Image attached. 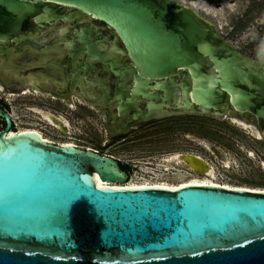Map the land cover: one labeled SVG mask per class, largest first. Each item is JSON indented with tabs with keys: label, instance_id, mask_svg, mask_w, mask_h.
Segmentation results:
<instances>
[{
	"label": "water",
	"instance_id": "95a60500",
	"mask_svg": "<svg viewBox=\"0 0 264 264\" xmlns=\"http://www.w3.org/2000/svg\"><path fill=\"white\" fill-rule=\"evenodd\" d=\"M7 57L17 70H0L5 93L24 90L37 67L61 68L66 91L35 88L97 110L110 139L155 119L239 117L264 153V34L253 60L179 0H0V62ZM0 118V264H264L263 192L96 186L127 181L118 161L11 133L9 115Z\"/></svg>",
	"mask_w": 264,
	"mask_h": 264
},
{
	"label": "rangeland",
	"instance_id": "374dc122",
	"mask_svg": "<svg viewBox=\"0 0 264 264\" xmlns=\"http://www.w3.org/2000/svg\"><path fill=\"white\" fill-rule=\"evenodd\" d=\"M207 1L217 5V0ZM231 2L233 11H230L223 2L220 3L224 25L222 37L233 42L239 52L255 60L264 34V24H257L264 14V0ZM55 60L54 56H45L39 61L57 66L59 63H55ZM0 70L8 76L15 74L17 69L14 58L7 57L4 62H0ZM39 77L42 80L47 79L44 74H40ZM36 86L41 87V82L37 81ZM36 91L37 94L13 98V102L7 101L6 93L3 91L0 92V100L5 102L8 111L18 119V122L37 125L41 133L51 141L61 143L69 140L82 149L90 148L101 155L120 160L130 167L131 178L142 175L136 167V162H141L140 167H151L146 164H155L156 160L165 154L192 152L213 164L222 178L231 185L264 188V174L258 164L264 157L259 159L256 155L259 154L256 143L246 133L240 132L223 119L197 115L183 116L163 122L142 124L129 135L109 139L106 137L102 118L85 102L73 98L75 100L71 106L56 97L57 100H53L50 94ZM23 92L24 90L20 93L15 91L9 93L20 95ZM151 95L157 96L154 92H151ZM34 107L65 118L69 123V131L40 121L39 116L32 112ZM205 144L215 146L220 153L231 155L239 167L231 170L222 169L219 157ZM246 150L253 151L254 158L248 157Z\"/></svg>",
	"mask_w": 264,
	"mask_h": 264
},
{
	"label": "bare ground",
	"instance_id": "6f19581e",
	"mask_svg": "<svg viewBox=\"0 0 264 264\" xmlns=\"http://www.w3.org/2000/svg\"><path fill=\"white\" fill-rule=\"evenodd\" d=\"M179 1L183 2L184 4L190 5L200 15L206 17L211 22H214V24H216L218 28L220 35L224 36V33L222 32L224 28V25L222 23L223 14L220 5H215V3H212V1H207V0H179ZM219 1H220L219 3L222 4L223 2L225 6L229 7L230 11H233V5L231 0H219ZM257 24L258 25L264 24V14ZM227 42L231 44L233 47L237 48L233 42H229V41ZM36 82L37 80L33 76L26 77L24 82H22L25 86L24 92L20 95L6 93L7 101L13 102L14 100L13 98L27 97L33 94H37L36 91L37 87L35 88ZM3 91H4L3 87L0 85V92ZM51 98L53 100L58 99V98L55 99V97L52 96ZM74 100L75 99H73V102ZM72 104H68V105L72 106ZM32 112H35V114L39 116L40 121L48 125H52V126L56 125L60 127V129L63 131H69V123L65 118L57 117L49 112L43 111L35 107L32 108ZM12 118L15 121V125H17V132H32L38 135L40 138L50 140L41 133L37 125L24 123L22 121L18 122V119L15 118L14 115H12ZM225 120H227L231 126L237 128L240 132L251 134L254 137L260 138V134L258 133V131L251 124H246L241 118L234 117ZM15 132L16 131H11V133H15ZM60 144H64V145L69 144L75 148H80L79 146H77L76 144H74L69 140L61 142ZM205 146L209 148L208 145ZM88 150L97 152L90 148H88ZM182 154H188L191 157L188 156L184 157L183 158L184 162H182L181 160ZM223 154L227 158L224 159V161H222L221 164L222 169L231 170L233 168L236 169L239 167L238 163L233 157H231V155L226 153ZM246 154L250 158H254L255 156L254 152L251 150H248ZM194 157L198 158L199 160L194 159ZM156 161L157 162L155 164L154 163L146 164L147 166H151V167H145V166L140 167L141 162H136L137 163L136 167L139 168L142 175L141 176L137 175L136 177L131 178V180L126 183L123 184L108 183L94 178L95 185L96 186H164V185H182V184L195 182L205 185L222 186L223 188L231 189V190L242 189L245 190L246 192L264 193V188H251L246 186L240 187V186L231 185L226 180H224V178H222L220 174H218L216 167L213 164L209 163L208 165H206L207 162L201 156L194 154L192 152L163 155L160 158H158ZM258 164H259V168L264 174V159H260ZM176 167L179 168L184 167L188 171L177 169ZM190 171L193 173L194 172L199 173L202 176H197L196 174L193 175L192 173H190ZM220 182H222L223 185Z\"/></svg>",
	"mask_w": 264,
	"mask_h": 264
},
{
	"label": "flooded vegetation",
	"instance_id": "af4514ba",
	"mask_svg": "<svg viewBox=\"0 0 264 264\" xmlns=\"http://www.w3.org/2000/svg\"><path fill=\"white\" fill-rule=\"evenodd\" d=\"M62 26H64L65 25V23L64 22H61L60 23ZM25 29H27V23H24V25H23V30H25ZM49 56H54V55H52V54H49ZM29 58H32L33 60H34V62H36V63H41L39 60H43L44 58H45V56L44 55H42V56H39V55H36V54H33L32 56H29ZM43 62H45V61H43ZM100 64H96L93 68L96 70V79L101 83V84H103V75H102V73H101V71H100ZM47 67V66H46ZM32 73H34L35 75H37V78H36V80L37 81H40L41 82V86L43 87V88H47V89H53V90H55L56 92H64V91H66V88L65 87H63L62 85H61V83L63 82V80H64V75L62 74V70H61V68H59V69H57V68H55L54 66H50L49 67V69L47 68H45L44 69V67H37V68H35V69H33L32 71H31ZM40 74H44V75H46L47 76V79H40V77H39V75ZM91 76L93 77L94 76V74L93 73H91ZM100 76V77H99ZM113 81H114V78L112 77V79H111V82L113 83ZM113 86V85H112ZM111 86V87H112ZM90 96H92V95H90ZM73 98H75V97H73ZM61 100V99H60ZM1 102H0V113H2V114H7V115H9V117H10V119H11V124H12V126H11V131H17V127H16V125H15V121H14V119L12 118V115H11V113L8 111V109H7V107L5 106V102H3L2 100H0ZM63 102H65V101H63ZM95 110V109H94ZM96 111V113L102 118V124H103V127H104V130H105V126H104V116H101L100 114H99V112L97 111V110H95ZM193 115H197V116H205V115H198V114H188V115H181V116H173V117H167V118H162V119H155V120H150V121H148V122H142V123H139V124H137V125H135V126H133L132 128H131V130H130V132H128L127 134H125V135H122V136H117V137H114V138H111V139H115V138H119V137H124V136H126V135H129L130 133H132L134 130H135V128L137 127V126H139V125H142V124H148V123H151V122H163V121H168V120H171V119H175V118H180V117H183V116H193ZM206 117H213V116H206ZM214 118H217V117H214ZM218 119H223L224 121H227V120H225V119H230V118H227V117H225V118H218ZM4 121V122H3ZM228 122V121H227ZM4 126H5V120L4 119H2V118H0V131L1 130H3V128H4ZM105 134H106V130H105ZM249 135H251V134H247V136L249 137ZM106 137H107V135H106ZM108 138V137H107ZM250 138V137H249ZM110 139V138H109ZM251 139V138H250ZM254 142V141H253ZM206 145V144H205ZM256 146H257V144H256ZM209 148L208 149H210V150H212L213 152H215V154L219 157V159L218 160H220V165L222 164V161H224V159H226L227 157L223 154V153H220L219 152V150L217 149V148H215V146H208ZM257 148H258V151H259V154H256L258 157H259V159L261 158V157H264V153H263V151L257 146ZM246 152H248V150H246ZM185 153H188V152H185ZM171 154H174V153H169V154H165V155H171ZM227 154V153H226ZM255 154V153H254ZM187 156H190V155H188V154H182L181 155V160H182V162H184V157H187ZM191 157V156H190ZM113 158V157H112ZM194 158H196V157H194ZM115 159V158H114ZM116 161H118V164H119V166H120V169L122 170V171H124L125 173H126V175H127V181L126 182H128V181H130L131 180V177H132V175H131V169H130V167L129 166H127V165H125V164H123L120 160H118V159H115ZM207 163H206V165H208L209 164V161H207V160H205ZM180 169H182V170H184V171H188V170H186V168H184V167H180ZM217 170V169H216ZM190 173H192L193 175L194 174H196L197 176H202L201 174H199V173H193V172H191L190 171ZM219 174V173H218ZM125 182V183H126ZM222 185H223V183L222 182H220Z\"/></svg>",
	"mask_w": 264,
	"mask_h": 264
},
{
	"label": "trees",
	"instance_id": "16d2710c",
	"mask_svg": "<svg viewBox=\"0 0 264 264\" xmlns=\"http://www.w3.org/2000/svg\"><path fill=\"white\" fill-rule=\"evenodd\" d=\"M1 102V101H0ZM4 122V121H3Z\"/></svg>",
	"mask_w": 264,
	"mask_h": 264
}]
</instances>
